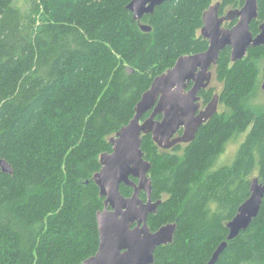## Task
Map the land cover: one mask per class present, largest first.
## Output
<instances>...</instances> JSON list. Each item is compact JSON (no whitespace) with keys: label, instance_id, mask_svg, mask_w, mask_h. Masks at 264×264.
Listing matches in <instances>:
<instances>
[{"label":"trees","instance_id":"16d2710c","mask_svg":"<svg viewBox=\"0 0 264 264\" xmlns=\"http://www.w3.org/2000/svg\"><path fill=\"white\" fill-rule=\"evenodd\" d=\"M130 1L0 0V161L8 166H0V264H82L96 253L100 155L111 153L110 139L133 118L155 77L179 57L207 49L203 13L219 3L221 16L245 2L171 0L136 21ZM257 8L253 36L264 0ZM261 60L263 46L236 62L229 47L220 52L211 68L220 92L201 90L200 107L218 95L229 113L216 112L191 143L162 150L150 134L142 136L151 197L161 200L148 227L176 224L153 264H207L251 180L264 183V110L252 106ZM246 130L232 163L213 170L224 141ZM131 192L120 186L122 196ZM215 264H264V197Z\"/></svg>","mask_w":264,"mask_h":264},{"label":"water","instance_id":"95a60500","mask_svg":"<svg viewBox=\"0 0 264 264\" xmlns=\"http://www.w3.org/2000/svg\"><path fill=\"white\" fill-rule=\"evenodd\" d=\"M168 1L171 0H131L126 9L139 21ZM257 14V0H245L240 9L221 16L219 3L211 5L202 15L200 30L208 42L207 49L179 57L170 69L155 77L135 105L133 118L110 139L112 151L100 155L101 168L94 175L99 196L104 198L103 210L96 214L98 248L82 264H153L155 250L172 242L175 223L156 231H151L147 224L148 216L156 212L161 200L153 201L151 197L148 177L151 164L143 157L142 136L150 134L162 150L194 140L200 127L217 112L218 95L201 109L199 93L210 85L211 68L217 64L220 52L229 47L230 61L236 62L243 59L249 48L264 47V20L256 36L250 32V24ZM232 21H235L232 27H223L225 22ZM140 28L145 32L150 30L147 25L141 24ZM260 89L264 91V77ZM158 115L160 119H156ZM0 166L7 171L5 163L0 161ZM121 185L132 188L129 197L121 195ZM141 191L145 202L139 198ZM263 197L264 183L253 178L249 197L226 224V241L217 246L207 264H215L227 241L249 227L259 213Z\"/></svg>","mask_w":264,"mask_h":264},{"label":"rangeland","instance_id":"374dc122","mask_svg":"<svg viewBox=\"0 0 264 264\" xmlns=\"http://www.w3.org/2000/svg\"><path fill=\"white\" fill-rule=\"evenodd\" d=\"M259 67H260V78H261V82L263 80L264 77V73H263V69H264V60H261L258 63ZM213 70H212V74H213ZM261 85V83H260ZM210 87H213L216 91V93L219 94L220 89H221V85L218 84L216 82V80L214 79V76L212 77V80L210 82ZM253 107H257V109L259 110H264V91L260 90L259 92H257V96L254 99L253 103H252ZM229 113V111L222 106L221 104L218 103L217 105V113ZM248 130L237 134V135H233L231 137H229L228 139H226L224 141L223 144V152L218 156L217 160L214 163L213 166V170L218 169L222 166L225 165H229L230 163H232V161L235 158L236 152L239 148V146L241 145V143L244 141L246 135H247ZM185 145H181V149L184 148Z\"/></svg>","mask_w":264,"mask_h":264},{"label":"flooded vegetation","instance_id":"af4514ba","mask_svg":"<svg viewBox=\"0 0 264 264\" xmlns=\"http://www.w3.org/2000/svg\"><path fill=\"white\" fill-rule=\"evenodd\" d=\"M223 27H224V26H223ZM224 28H225V27H224ZM200 108H201V107H200ZM203 108H204V107H203ZM201 109H202V108H201ZM132 180H133L134 183L137 182L136 179H132ZM129 188H130L131 191H132V188H131V187H129ZM131 193H132V192H131ZM142 193H143V192L141 191V192H140V195H139V198H140V200H142L143 202H145L146 199H143V198H142ZM130 195H131V194H130ZM123 197H124V196H123ZM147 220H148V219H147ZM132 226H135V224H133Z\"/></svg>","mask_w":264,"mask_h":264}]
</instances>
